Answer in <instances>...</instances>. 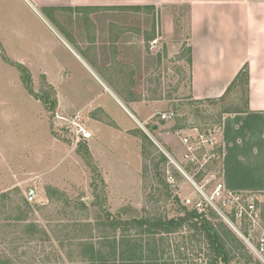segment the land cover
I'll return each mask as SVG.
<instances>
[{"label": "rangeland", "instance_id": "obj_1", "mask_svg": "<svg viewBox=\"0 0 264 264\" xmlns=\"http://www.w3.org/2000/svg\"><path fill=\"white\" fill-rule=\"evenodd\" d=\"M31 2L0 0V253L13 264H97L94 247L114 262L115 247L120 255L133 237L144 258L154 247L174 264H206V243L193 231L159 243L113 231L101 223L103 210L121 219L173 216L176 198H197L188 176L202 185L209 173L194 164L193 174L185 171L181 136L194 137L193 125L212 126L225 108L244 109L245 86L224 105L195 103L188 22L173 8L48 10ZM16 62L29 69L30 88ZM40 96L57 99L54 112ZM171 110L176 117L162 121ZM78 112L91 133L80 141L62 130ZM221 164L213 168L219 175ZM30 187L36 203L26 198ZM211 210L209 218L221 221ZM246 246L249 253L236 252L231 264H264Z\"/></svg>", "mask_w": 264, "mask_h": 264}, {"label": "crops", "instance_id": "obj_2", "mask_svg": "<svg viewBox=\"0 0 264 264\" xmlns=\"http://www.w3.org/2000/svg\"><path fill=\"white\" fill-rule=\"evenodd\" d=\"M35 1L48 10L143 6L164 14L175 9L188 22L192 51L191 92L197 100L220 98L247 67V107L222 116L220 180L230 191L264 192V0ZM31 5L36 9L35 4L31 2ZM69 48L82 57L73 47ZM123 107L135 122L142 124L127 106ZM157 129L156 132H160L159 125Z\"/></svg>", "mask_w": 264, "mask_h": 264}, {"label": "trees", "instance_id": "obj_3", "mask_svg": "<svg viewBox=\"0 0 264 264\" xmlns=\"http://www.w3.org/2000/svg\"><path fill=\"white\" fill-rule=\"evenodd\" d=\"M151 9L150 7H143V6H133L127 9H135V10H142V9ZM190 57H189V64L192 65V51L191 47H189ZM16 65L25 72V76L23 77L24 81L28 82L29 80V88L31 87V74L29 69L26 68L22 63L16 62ZM245 86L247 96H246V106L247 107V99H248V90H249V71L247 67L240 71V73L236 76L234 81L228 87L227 91L223 96L216 99H205V100H194L197 104H208V105H224L231 96V93L234 89ZM193 97V95L191 96ZM37 99L43 100L45 104H48L51 111L56 108L57 99H53L52 102L48 101V97H37ZM244 108V109H245ZM199 110V109H198ZM233 111H243V109H223L220 113L219 119L214 125L221 126L222 122V115L227 112ZM211 125L206 124L205 128L210 127ZM152 142V141H151ZM153 143V142H152ZM222 154V148L219 149ZM162 158L165 162L168 161L165 155L162 154ZM186 164L183 165V168L186 172L193 174L194 169L190 168L191 163L185 162ZM214 166L207 164L204 169L205 172H210L213 170ZM201 177L196 178V181H200ZM176 203L179 205L178 214L169 216V214L163 213L157 216H145L141 218H127L121 219L119 215H115L107 209H104V217L101 220L103 225L108 226L113 231L120 230L121 232H132L134 231L136 234L135 236H146L149 239L160 240L172 233L178 232L179 230L187 229L194 232L195 236H199L202 240L206 243L208 253H207V260L206 264H231L232 260L235 256V253L239 252V254L243 255L246 252L249 253V250L246 244L241 240L236 233L229 227L227 223L223 220L219 222H215L212 218H209V214L213 213L211 209L209 212H199L195 208H190L189 206L181 203L179 198L175 199ZM82 205L86 206V202L82 201ZM215 216L216 214H211ZM234 218V217H233ZM244 231L247 233L248 226L243 227ZM158 236V238H157ZM128 237V236H127ZM159 237H161L159 239ZM199 240V241H200ZM117 240H114V243ZM157 241H154L153 244H157ZM150 243V242H148ZM158 243V244H159ZM151 244V243H150ZM124 248L120 255L116 253V247L113 252L115 258L113 259L114 262H111L112 259H106L104 254L99 251H95L94 247V260H96L97 264H174L168 260H165L164 253L161 255L157 252L154 247H149V250L155 251L151 257L144 258L139 256L140 253L137 252L136 248L141 247V245L137 244L136 240L133 237L130 239L124 240ZM132 250H131V249ZM130 249V250H128ZM243 251L245 253H243ZM119 258V259H118ZM259 262V261H258ZM0 264H13L11 261L4 255L0 253Z\"/></svg>", "mask_w": 264, "mask_h": 264}, {"label": "built area", "instance_id": "obj_4", "mask_svg": "<svg viewBox=\"0 0 264 264\" xmlns=\"http://www.w3.org/2000/svg\"><path fill=\"white\" fill-rule=\"evenodd\" d=\"M175 117L176 113L172 110L160 114L162 121H168ZM62 118L65 119L64 117ZM184 129L177 131L183 133ZM189 129L194 130L195 136H181V142L186 148L183 158L191 164L196 165L198 172L207 173L205 172L206 169H204L207 164L215 168L216 163L221 160L222 154L219 151L222 147L219 138L221 126L214 125L208 128H200L193 125ZM62 130L68 132L73 138L78 139V141L91 137V133L86 130L82 123L79 112L74 116L72 123L62 126ZM203 149L209 152L197 154L199 150ZM179 169L184 171L182 168ZM208 173L202 185L197 184L198 182L194 176L187 175L196 184L199 196L194 199L186 198L184 204L197 209L199 212L214 209L221 219L242 238L240 239H244L251 252L264 263V192L227 190L220 180V175L215 170H211ZM210 186H213V189L208 191L206 187ZM26 198L30 203H36L38 192L35 187L28 189ZM228 209H231L233 214H230ZM236 218H238L239 222H236ZM242 222H245L248 226L247 233L243 230L241 224H239Z\"/></svg>", "mask_w": 264, "mask_h": 264}, {"label": "water", "instance_id": "obj_5", "mask_svg": "<svg viewBox=\"0 0 264 264\" xmlns=\"http://www.w3.org/2000/svg\"><path fill=\"white\" fill-rule=\"evenodd\" d=\"M157 128H158V125H157V124H153V125H152V129L155 130V129H157Z\"/></svg>", "mask_w": 264, "mask_h": 264}]
</instances>
